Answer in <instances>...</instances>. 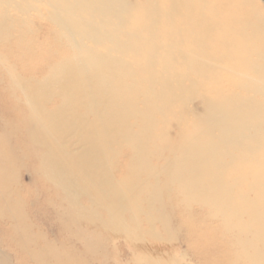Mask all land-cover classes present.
I'll return each instance as SVG.
<instances>
[{"label": "rangeland", "instance_id": "1", "mask_svg": "<svg viewBox=\"0 0 264 264\" xmlns=\"http://www.w3.org/2000/svg\"><path fill=\"white\" fill-rule=\"evenodd\" d=\"M15 146L0 264H262L264 0H0Z\"/></svg>", "mask_w": 264, "mask_h": 264}, {"label": "bare ground", "instance_id": "2", "mask_svg": "<svg viewBox=\"0 0 264 264\" xmlns=\"http://www.w3.org/2000/svg\"><path fill=\"white\" fill-rule=\"evenodd\" d=\"M232 3L233 5L235 4H240V0H232ZM223 9V8H222ZM225 9V7H224ZM106 66V65H104ZM28 134V133H27ZM28 136V135H27ZM33 138V137H31ZM25 140V139H24ZM28 140V139H27ZM26 140V142H27ZM44 140V139H43ZM18 141V140H17ZM33 141V139H32ZM23 142V141H22ZM42 142V141H41ZM18 144V143H17ZM29 156V151L28 150H25L24 151L19 147V146H15L13 147L12 149H10V151H7L6 149H0V208H3L4 210H2L0 212V217H2V219H8V222L6 224V227L2 226L0 227V230L2 233L3 236L5 237H1L0 236V240L1 238H3V240L6 238V242H9L12 246L16 247V248H20L22 251L25 252V256L23 258H21L22 261H27L29 260L28 258H33L34 260V255L35 253L38 255L36 257H40L41 255H39V252H41L44 256H48L51 254V255H56V254H53L55 252V250L51 247L50 243L46 242L43 244V246L41 247L40 246V249L39 247L37 248V251H32V253L28 252L30 251V248L31 246L33 245H36L37 243L39 244V241L35 244L34 242H32V239L28 238L27 234L25 233V229H26V224L25 225H22L26 222L23 223V218H21L19 215L20 211L18 210V207L20 208L19 206V203L12 200V192H11V189L13 188L12 185H11V181L12 180H9L7 179L6 177V168H9L10 166V163H12V161L14 159H16L17 157H21V158H24V157H28ZM48 157V154L45 153V159H47ZM1 158H5L6 160L1 162ZM48 162V161H47ZM44 163V162H43ZM42 163V164H43ZM50 163V162H49ZM48 163V164H49ZM63 163V161H62ZM62 163L60 165H62ZM35 164V163H34ZM54 164V165H58V162H54V163H51V165ZM50 165V164H49ZM56 165V166H57ZM63 166V165H62ZM58 167V166H57ZM34 170L36 171V173L38 175H41V177H43V179L46 180L48 179L49 176H53L56 172H52V174L50 173H46V172H43V173H40V167H39V163H36V165L33 167ZM55 168V167H54ZM56 169V168H55ZM60 171L61 168H59ZM9 172V171H8ZM64 172V171H63ZM66 172V170H65ZM64 172V173H65ZM10 176V175H8ZM65 178V177H64ZM13 183V182H12ZM14 185V184H13ZM18 190V188H17ZM20 190V189H19ZM13 193L16 192V188H15V191L12 190ZM17 193V192H16ZM18 194V193H17ZM19 195V194H18ZM16 196V195H15ZM20 197V196H19ZM57 197V196H56ZM16 199V197H15ZM21 199V198H20ZM17 200V199H16ZM48 200V199H47ZM55 200V199H54ZM22 201V199H21ZM46 202V200L44 201ZM21 205V203H20ZM23 206V205H22ZM228 207H233V205H227ZM263 204H260V210H259V230L260 229H263L264 228V209H262ZM21 210V208H20ZM22 211V210H21ZM245 213H247V211H245ZM116 217V216H115ZM4 221V220H3ZM6 223V222H5ZM25 227V229H23ZM29 227V226H28ZM27 232L29 231V234H30V230H26ZM19 234V235H18ZM40 238V237H38ZM38 240V239H37ZM45 240V239H44ZM259 240L261 241L262 243V247L261 249L259 250V258L262 262V264H264V238H259ZM40 241H43V240H40ZM44 242V241H43ZM42 243V242H41ZM40 243V244H41ZM39 244V245H40ZM35 247V246H34ZM32 247V249L34 248ZM36 248V247H35ZM34 248V249H35ZM31 249V250H32ZM18 250V249H17ZM28 255V256H27ZM43 256V262L44 260H46ZM27 257V258H26ZM56 257V256H55ZM41 258V257H40ZM36 259V258H35ZM39 259V258H38ZM42 259V258H41ZM32 260V259H31ZM38 261V260H37ZM20 262V261H19ZM24 262V263H25ZM28 262V261H27ZM30 262V261H29ZM33 262V261H32ZM39 262V261H38ZM42 262V260H41ZM48 262V261H46ZM50 262V261H49ZM51 263V262H50ZM41 264V263H40Z\"/></svg>", "mask_w": 264, "mask_h": 264}]
</instances>
